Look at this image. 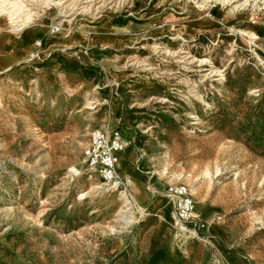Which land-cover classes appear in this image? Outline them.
I'll return each instance as SVG.
<instances>
[{"label": "rangeland", "instance_id": "obj_1", "mask_svg": "<svg viewBox=\"0 0 264 264\" xmlns=\"http://www.w3.org/2000/svg\"><path fill=\"white\" fill-rule=\"evenodd\" d=\"M0 264H264V0H0Z\"/></svg>", "mask_w": 264, "mask_h": 264}, {"label": "built area", "instance_id": "obj_2", "mask_svg": "<svg viewBox=\"0 0 264 264\" xmlns=\"http://www.w3.org/2000/svg\"><path fill=\"white\" fill-rule=\"evenodd\" d=\"M52 31H57L53 26ZM34 57L41 54V40H36ZM122 133L117 128L105 130L93 128L89 133L88 145L83 150V164L86 169L96 171L102 183L118 188L122 184V178L117 172L118 154L124 149ZM165 195L174 201L176 226L181 233L197 235V230L202 226L194 215L195 202L190 188L182 183H170L166 186Z\"/></svg>", "mask_w": 264, "mask_h": 264}, {"label": "bare ground", "instance_id": "obj_3", "mask_svg": "<svg viewBox=\"0 0 264 264\" xmlns=\"http://www.w3.org/2000/svg\"><path fill=\"white\" fill-rule=\"evenodd\" d=\"M20 27L23 26V25H19ZM125 151V147L124 149L118 154V162H117V172H118V175H119V168H120V164H121V160H122V156H123V153ZM120 176V175H119ZM121 177V176H120ZM123 178V177H121ZM106 185V187H109V188H115L109 184H104ZM117 189V188H116ZM124 198H126V196L124 195ZM172 199V198H171ZM126 200V199H125ZM173 200V199H172ZM129 202V201H128ZM194 210H195V206H194ZM130 223V222H129Z\"/></svg>", "mask_w": 264, "mask_h": 264}, {"label": "crops", "instance_id": "obj_4", "mask_svg": "<svg viewBox=\"0 0 264 264\" xmlns=\"http://www.w3.org/2000/svg\"><path fill=\"white\" fill-rule=\"evenodd\" d=\"M119 175H120V172H119ZM124 178V177H123Z\"/></svg>", "mask_w": 264, "mask_h": 264}]
</instances>
